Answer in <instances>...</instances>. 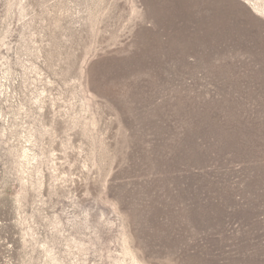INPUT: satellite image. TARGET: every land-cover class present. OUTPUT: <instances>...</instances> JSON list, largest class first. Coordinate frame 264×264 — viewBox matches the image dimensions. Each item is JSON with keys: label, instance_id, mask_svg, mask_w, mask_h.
<instances>
[{"label": "rangeland", "instance_id": "obj_1", "mask_svg": "<svg viewBox=\"0 0 264 264\" xmlns=\"http://www.w3.org/2000/svg\"><path fill=\"white\" fill-rule=\"evenodd\" d=\"M264 0H0V264H264Z\"/></svg>", "mask_w": 264, "mask_h": 264}, {"label": "bare ground", "instance_id": "obj_2", "mask_svg": "<svg viewBox=\"0 0 264 264\" xmlns=\"http://www.w3.org/2000/svg\"><path fill=\"white\" fill-rule=\"evenodd\" d=\"M257 12H260V13H263L264 14L263 10H257Z\"/></svg>", "mask_w": 264, "mask_h": 264}]
</instances>
